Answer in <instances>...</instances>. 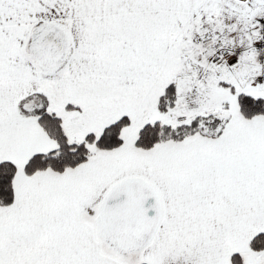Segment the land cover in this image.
Masks as SVG:
<instances>
[{
    "label": "snow or ice",
    "instance_id": "6c2138e0",
    "mask_svg": "<svg viewBox=\"0 0 264 264\" xmlns=\"http://www.w3.org/2000/svg\"><path fill=\"white\" fill-rule=\"evenodd\" d=\"M0 264H264V0H0Z\"/></svg>",
    "mask_w": 264,
    "mask_h": 264
}]
</instances>
